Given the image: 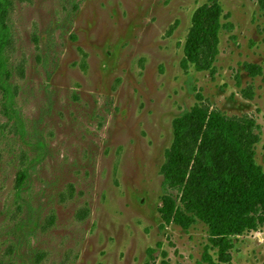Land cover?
Wrapping results in <instances>:
<instances>
[{"label":"rangeland","instance_id":"rangeland-1","mask_svg":"<svg viewBox=\"0 0 264 264\" xmlns=\"http://www.w3.org/2000/svg\"><path fill=\"white\" fill-rule=\"evenodd\" d=\"M12 1L0 264H220L205 224L162 228L161 168L174 120L200 107L254 122L264 170V0ZM214 2L232 29L212 70L186 73L193 15ZM233 244L231 264H264V227Z\"/></svg>","mask_w":264,"mask_h":264},{"label":"trees","instance_id":"trees-1","mask_svg":"<svg viewBox=\"0 0 264 264\" xmlns=\"http://www.w3.org/2000/svg\"><path fill=\"white\" fill-rule=\"evenodd\" d=\"M12 8V0H0V90L9 101L11 72L6 53L12 44ZM222 14L217 2L195 11L181 63L186 73L191 66L198 72L213 69L219 55L220 32L232 29V25L222 24ZM195 125L203 127V134L194 157L187 155L183 144ZM173 129L174 141L161 168L162 228L175 225L188 230L198 222L205 224L219 263L231 264L233 238L264 227V170L256 162L255 149L259 128L254 122L231 120L220 113L208 115L196 107L176 118ZM24 180L20 175L18 185ZM154 252L149 249L148 256L152 258ZM206 260L213 262L211 257L206 256Z\"/></svg>","mask_w":264,"mask_h":264}]
</instances>
